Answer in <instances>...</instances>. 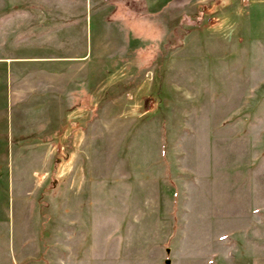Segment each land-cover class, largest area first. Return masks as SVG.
Wrapping results in <instances>:
<instances>
[{
	"label": "rangeland",
	"instance_id": "374dc122",
	"mask_svg": "<svg viewBox=\"0 0 264 264\" xmlns=\"http://www.w3.org/2000/svg\"><path fill=\"white\" fill-rule=\"evenodd\" d=\"M0 61V264H264V0H0Z\"/></svg>",
	"mask_w": 264,
	"mask_h": 264
},
{
	"label": "crops",
	"instance_id": "0c3cea01",
	"mask_svg": "<svg viewBox=\"0 0 264 264\" xmlns=\"http://www.w3.org/2000/svg\"><path fill=\"white\" fill-rule=\"evenodd\" d=\"M205 8V7H204ZM204 8L201 10V11H199L198 13H197V15L199 14V16H202V17H204V15H205V11H206V9L204 10ZM31 10V9H30ZM34 12H36V11H33V13ZM33 21H36V20H41V19H35V18H33L32 19ZM114 45V44H113ZM121 47V46H123V44L121 45V44H119L118 43V40L116 41V44H115V46L114 47ZM85 56H81V57H77V59H83ZM12 59H15V60H35V62L36 63H41V62H45V59L47 60V59H52V58H49V57H43V56H29V57H17V58H12ZM49 62H52V61H49ZM0 63H3L2 61H0ZM30 63H32V62H30ZM4 64H5V69L4 68H2V71H1V74H0V77H5V79L7 78V81L8 80H14L15 81V79L17 80L18 78L20 79L21 77V73L19 74V71H14V69L15 68H10V66H8V64H10V62H5L4 61ZM39 72V71H38ZM46 73H48V74H50L51 76H54V77H56L57 76V74L59 73L57 70H56V68H54V69H52V70H50L49 72H46ZM18 75V76H17ZM40 85V84H39ZM49 86H51V84L50 85H48V87ZM31 90H33V89H31ZM84 110V109H83ZM73 111V110H72ZM87 111V110H86ZM59 137H62V135L60 134L59 135ZM52 139V138H51ZM63 139V138H62ZM49 144L51 145V144H53V142H51V141H49Z\"/></svg>",
	"mask_w": 264,
	"mask_h": 264
}]
</instances>
